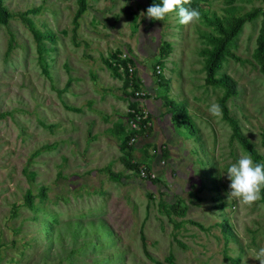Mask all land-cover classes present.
Listing matches in <instances>:
<instances>
[{"label":"rangeland","instance_id":"374dc122","mask_svg":"<svg viewBox=\"0 0 264 264\" xmlns=\"http://www.w3.org/2000/svg\"><path fill=\"white\" fill-rule=\"evenodd\" d=\"M192 1L200 19L182 25L178 10L148 18L155 0H89L73 31L77 0H3L11 16L0 22V264H259L264 200L228 199L224 171L247 152L221 108L208 111L222 88L205 82L204 49L216 33L206 17L242 16L264 0ZM35 7L27 15L51 34L42 59L19 17ZM260 20L243 24L229 43L239 59L227 56L217 73L235 81L227 105L264 163V77L253 53ZM160 57L167 84L153 76ZM124 59L151 112L132 142L125 91L135 84L123 86ZM129 146V160L154 176L123 164ZM27 189L45 191L34 208ZM171 203L186 207L171 212L185 220L177 228L165 212Z\"/></svg>","mask_w":264,"mask_h":264},{"label":"trees","instance_id":"16d2710c","mask_svg":"<svg viewBox=\"0 0 264 264\" xmlns=\"http://www.w3.org/2000/svg\"><path fill=\"white\" fill-rule=\"evenodd\" d=\"M88 1L89 0H77L76 2V9L74 11V14L72 16V24H73V31H76V29L79 26V19L83 12L88 7ZM155 3H162V0H155ZM193 4V1L191 0V3L189 5H185V7H191ZM38 10V7L28 9L26 12H21L19 14L20 19L27 24L29 29L31 30L37 44V51L40 54L39 58L42 59L43 57V50L46 48L45 45L42 43V39L45 36L51 37V34L47 35L44 32H42L40 29H38L33 20L30 16L27 15L29 11ZM258 13H261V20H260V26L258 29V32L255 37V47L253 50L255 59L259 62V69L264 77V5L263 6H257L255 8H252L251 10L247 11L242 16H236L226 19H221L217 15H212L207 20L214 26L216 29V33H208L207 38L210 41V46L208 48L204 49V52L206 53V58L204 62V69H205V82L212 85H218L222 88L221 94L218 97V105L221 108L222 114L224 119L230 124L232 133H231V139H235L241 147L251 156L253 157L254 161L257 163H263V158L260 153L256 151V149L253 146V143L246 138L239 129L237 121L232 117L230 108L227 105V100L231 96H234L237 94L236 89V83L232 79V77L227 73H217L218 69L221 67V64L224 62L227 56L232 55V57L237 58V56L230 51L229 49V43L234 40L236 35L239 33V31L242 29L243 24L247 22V20H250L254 16H256ZM11 16V12L8 10L6 5L3 3V0H0V22L7 23L8 18ZM14 45L12 37L9 41V48H12ZM239 59V58H237ZM163 58L160 57L156 60V62L163 63ZM124 64V62H123ZM114 68H116L114 66ZM41 69L44 73L48 74V69L46 64H41ZM123 86L125 89L128 87L129 83V77L126 71L123 72ZM159 77L161 80L159 81V84H167V79L162 75L159 74ZM135 84V85H134ZM134 87L132 91H125V94L127 97L131 98L133 95V91L136 88V83H133ZM129 106H134L132 102H130ZM178 109L182 112L183 120L187 125L189 126V129H194L193 123L191 122L189 115L187 113V109H185L184 104H178ZM143 129V128H142ZM138 130L137 132L132 131V135L135 133L142 131ZM130 136H126L124 138V144L127 143ZM131 149L132 147L129 146V150L126 152L128 158H123V164H125L129 169H137L139 167L138 163L131 162L130 156H131ZM262 198L264 200V189H262ZM45 191L44 189L39 190L37 193H33L30 189L26 190V193L24 195V203L25 206H28L29 208H34V198L36 196H44ZM159 206L161 208L165 207V202L160 200ZM166 214L170 217L171 212L175 215H183L186 212V207L179 206L178 204H170L165 209ZM171 218V217H170ZM172 219V218H171ZM189 222L196 223L200 226H202V223L199 221H196L194 219L187 220ZM172 223L174 225L173 228L180 227L183 223H185V220H181L179 222L172 219Z\"/></svg>","mask_w":264,"mask_h":264},{"label":"clouds","instance_id":"9594fccd","mask_svg":"<svg viewBox=\"0 0 264 264\" xmlns=\"http://www.w3.org/2000/svg\"><path fill=\"white\" fill-rule=\"evenodd\" d=\"M190 3L191 0H162V3L149 6L146 15L152 20H164L166 15L178 10L179 23L187 25L198 21L201 15L198 9L185 7ZM208 111L211 115H219L220 106L212 103ZM224 172L230 181L228 199H236L240 204L249 207L261 199V190L264 189V163H257L249 153H241ZM253 258L259 264H264V246L255 251Z\"/></svg>","mask_w":264,"mask_h":264},{"label":"built area","instance_id":"2783aa9c","mask_svg":"<svg viewBox=\"0 0 264 264\" xmlns=\"http://www.w3.org/2000/svg\"><path fill=\"white\" fill-rule=\"evenodd\" d=\"M126 55V54H125ZM124 64H119V68L121 72L126 71L129 77V83L128 87L133 85V83L138 82L137 75L134 74L135 72V66L130 63L129 60L124 59ZM164 63V62H163ZM163 63L156 62L153 67V76L155 75V83L159 84V81L161 78L159 77V74H162L165 78L166 76L163 74ZM130 91L133 90V87L129 88ZM146 90L143 87H137L133 91V95L131 96L130 100L134 104V106H128L127 107V121L129 128L132 131L137 132L138 130H141L143 127H146V125L150 124V116L151 112L150 109L147 108V99H146ZM137 134L135 133L132 138H130V141H134ZM138 174L140 176H154V173L148 170V167L145 164H142L139 167Z\"/></svg>","mask_w":264,"mask_h":264}]
</instances>
